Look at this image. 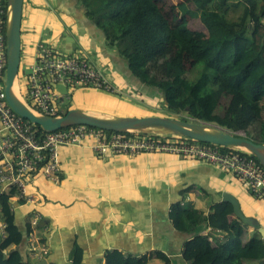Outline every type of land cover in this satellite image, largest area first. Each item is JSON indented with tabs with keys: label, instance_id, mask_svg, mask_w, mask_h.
Listing matches in <instances>:
<instances>
[{
	"label": "crops",
	"instance_id": "crops-1",
	"mask_svg": "<svg viewBox=\"0 0 264 264\" xmlns=\"http://www.w3.org/2000/svg\"><path fill=\"white\" fill-rule=\"evenodd\" d=\"M20 30L17 83L21 97L27 92L24 77L34 64L36 48L44 43L65 55L90 59L119 89V102L135 100L138 83L126 61L109 46L77 0H23ZM74 94L71 98L79 96L81 101L80 107L71 101L74 108L137 117L131 115L133 104L120 106L113 100L119 108L106 111L97 107L98 100L108 101L110 94L94 90ZM93 144L85 140L80 145L60 147L58 181L36 175L27 186L24 204H18V198L11 199L16 225L21 230L30 226V234L46 250L42 259L47 264H74L76 250L81 252L79 264H106L105 255L114 251L131 259L146 257L148 264H208L211 252L225 237L205 226L195 234L180 233L172 225L170 211L172 207H192L208 215L215 204L223 202L225 193L264 230L263 204L251 197L235 176L170 153L98 156ZM3 185L0 192L7 189ZM230 218L235 219L233 215ZM247 232L250 236L253 230L248 228ZM3 237L0 218V241ZM22 250L27 264L40 261L30 256L27 245ZM156 254L164 255L168 262Z\"/></svg>",
	"mask_w": 264,
	"mask_h": 264
},
{
	"label": "trees",
	"instance_id": "trees-1",
	"mask_svg": "<svg viewBox=\"0 0 264 264\" xmlns=\"http://www.w3.org/2000/svg\"><path fill=\"white\" fill-rule=\"evenodd\" d=\"M77 1L109 46L126 61L137 87L159 91L168 111L230 131H244L248 139L264 145V0H186L177 6L181 15L178 9L167 10L159 0ZM231 7L240 8L241 12L228 16ZM189 18L197 19L207 35L194 38L187 26ZM220 90L230 97L222 115L217 114ZM233 96L247 108L250 121L232 111ZM254 126L255 136L249 132ZM34 129L38 137L45 134L36 126ZM104 133L107 137L116 134ZM167 139L205 145L185 138ZM219 148L224 153L236 152L233 148ZM18 196L15 186L0 192V218L4 223L0 264H27L22 248L27 245L28 249L31 229L27 225L21 230L14 221L11 199ZM17 203L22 205L25 201L19 199ZM232 215L231 204L220 202L208 215L192 207H172L170 220L178 232L186 235L205 226L225 237L211 252L208 264H264V241L257 231L249 236L248 227L230 218ZM12 246L16 248L9 250ZM156 256L168 262L164 255ZM73 257L74 264H79L81 252L76 250ZM105 261L148 264L146 257L131 259L118 251L107 253Z\"/></svg>",
	"mask_w": 264,
	"mask_h": 264
},
{
	"label": "built area",
	"instance_id": "built-area-1",
	"mask_svg": "<svg viewBox=\"0 0 264 264\" xmlns=\"http://www.w3.org/2000/svg\"><path fill=\"white\" fill-rule=\"evenodd\" d=\"M6 2L0 0V184L17 187L18 198L26 200L27 186L36 175L52 182L58 181L60 164L57 151L60 147L80 145L85 140H91L94 142L92 149L98 156L170 153L210 164L235 176L247 193L264 206V170L249 155L238 151L224 153L219 147L188 144L158 135L117 133L107 137L103 131L87 126L69 127L38 137L34 126L17 116L5 100ZM24 79L27 92L23 99L27 106L35 113L49 117L63 115L60 104L79 90L120 94L119 89L90 59L83 55H65L56 47L44 43L38 44L34 64L29 67ZM57 85L64 86L66 94L57 91ZM27 244L30 256L41 261L47 255L33 234H29Z\"/></svg>",
	"mask_w": 264,
	"mask_h": 264
},
{
	"label": "water",
	"instance_id": "water-1",
	"mask_svg": "<svg viewBox=\"0 0 264 264\" xmlns=\"http://www.w3.org/2000/svg\"><path fill=\"white\" fill-rule=\"evenodd\" d=\"M23 0H7L5 45H6V70L4 80L5 100L9 108L20 118L38 127L43 132H56L61 129L74 126H87L105 132L134 134V132H163L177 137H183L203 144H210L224 148L241 150L247 149L251 156L256 158L264 169V145L252 141L245 136L230 134L222 129L204 122H186L176 118L160 116H106L92 111H84L80 108H72L61 116L49 117L33 112L24 101H20L13 92V86L19 73L21 40L20 26L22 17ZM56 90L66 94V88L57 85ZM204 130L212 132L206 134ZM223 131V132H222ZM223 202L231 204L233 216L244 226L257 231L264 241V230L252 218L245 216L239 202L230 194L225 193ZM26 238L22 242L24 244ZM37 264H47L41 260Z\"/></svg>",
	"mask_w": 264,
	"mask_h": 264
},
{
	"label": "rangeland",
	"instance_id": "rangeland-1",
	"mask_svg": "<svg viewBox=\"0 0 264 264\" xmlns=\"http://www.w3.org/2000/svg\"><path fill=\"white\" fill-rule=\"evenodd\" d=\"M159 1H161L165 5L167 10L176 11L178 9L177 6L179 4L184 3L186 0H159ZM239 1H243V0H233L232 2H239ZM6 5H7V2H6ZM215 5H217L216 1L213 4H211V7H213ZM213 8H215V7H213ZM6 11H7V8H6ZM178 11H179V9H178ZM240 12H241L240 8H232L231 7L228 10V16H233L234 17V16H237ZM178 15H181V11L178 12ZM5 19H6V17H5ZM187 26H188V29L191 32L192 36L194 38H196V39L203 38L204 36L207 35L206 34V30L199 23V21L197 19L189 18ZM152 91H146L145 88L143 89V87L138 86L136 91H135L136 93H135V95L133 97V100L134 99L135 100L130 102L129 104L128 103L127 104H123V101L122 102L118 101L119 98L114 99V98H112L113 97L112 96V97H108L107 98L108 101H104V102L101 99H99L98 100L99 104L97 105V107L105 108L106 111H107L106 108H119L118 106L114 107V105H116L115 103H114V105L112 104L111 101L115 100L120 106H129L130 107L131 106L130 104H133V108H132V112H131L132 116L142 117V116H144V114L147 113L148 115H153V116H160V117H167V118H176V119H180V120H183V121H186V122H191V121L196 122L195 120H192L191 118H188V117H186L184 115H176V114H173L172 112L168 111L167 108L165 107L164 103H163V99L161 97V93L159 91H157V90H154L153 92ZM98 92H100V91H98ZM117 95H120V94H117ZM75 96H73V98H71L72 97L71 96L69 98V100L64 101L65 103L60 104L61 106L59 108H60V111L63 112V114L66 113L65 111H66L67 108H68V110L74 108V107L71 106V101L77 102L76 106L80 107L81 101L78 98L79 96L78 97H75ZM21 99L23 100L22 97H21ZM218 101H219V106H218V109H217V114L222 115L224 113L225 109L227 108L228 104H229L230 97L228 95H226L222 90H220L219 93H218ZM101 102H103V103H101ZM105 102H107V103H105ZM24 103H27V102L24 101ZM67 105H68V107H67ZM85 106H86V104H85ZM230 106H231L232 111L236 115H238L239 117H242L244 120H248V121L251 120L249 111L247 110L246 107H244L240 103L239 98L237 96H233V100H232ZM86 107H89V105L87 104ZM99 115L109 116V114H107V113H99ZM110 116H112V115H110ZM263 118H264V110H263ZM208 126H214V127L219 128V129H222V130H224V131H226V132H228L230 134L239 135V136H245L246 137V133L244 131H230V130L218 127L217 125H214V124H209ZM255 130H256V127L254 126V127H251L249 129V132L252 135L255 136V132H256ZM153 132L154 133H151V132H149V133L148 132H134V134L135 135H142V136L143 135H161L164 138H168L169 137L171 139L173 137H175L174 135L166 134V133H163V132H156V131H153Z\"/></svg>",
	"mask_w": 264,
	"mask_h": 264
},
{
	"label": "bare ground",
	"instance_id": "bare-ground-1",
	"mask_svg": "<svg viewBox=\"0 0 264 264\" xmlns=\"http://www.w3.org/2000/svg\"><path fill=\"white\" fill-rule=\"evenodd\" d=\"M13 92H14V94H15V96L20 100V101H23L22 99H21V97L19 96L20 95V92H19V86H18V83H17V81H15V83H14V86H13ZM23 98V97H22ZM27 105V104H26ZM33 111V110H32ZM34 112V111H33ZM198 122H200V121H198ZM90 128V127H89ZM94 129V128H93ZM97 130H99V129H97ZM102 131V130H101ZM104 132V131H103ZM204 132L206 133V134H211L212 132H210V131H208V130H204ZM223 132V131H222ZM45 133H47V132H45ZM117 134V133H116ZM118 134H123V133H118ZM175 137H177V136H175ZM177 138H183V137H177ZM185 139H187V138H185ZM190 140V139H189ZM194 142H196V141H194ZM199 143V142H198ZM196 144V143H195ZM201 144H203V143H201ZM206 145V144H205ZM208 146H215V145H210V144H207ZM224 148V147H223ZM236 151H238V152H241V153H243V154H246V155H249L250 156V153L247 151V149H245V148H241V150H237V149H235ZM18 198V197H17ZM19 199V198H18ZM25 200V199H24Z\"/></svg>",
	"mask_w": 264,
	"mask_h": 264
}]
</instances>
